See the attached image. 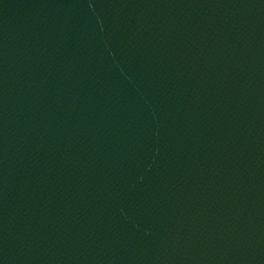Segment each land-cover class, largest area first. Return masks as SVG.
<instances>
[{
	"label": "water",
	"instance_id": "water-1",
	"mask_svg": "<svg viewBox=\"0 0 264 264\" xmlns=\"http://www.w3.org/2000/svg\"><path fill=\"white\" fill-rule=\"evenodd\" d=\"M0 264H264V0H0Z\"/></svg>",
	"mask_w": 264,
	"mask_h": 264
}]
</instances>
